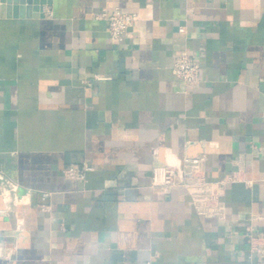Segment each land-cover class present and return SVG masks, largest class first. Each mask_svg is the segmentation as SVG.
<instances>
[{
  "label": "crops",
  "instance_id": "crops-1",
  "mask_svg": "<svg viewBox=\"0 0 264 264\" xmlns=\"http://www.w3.org/2000/svg\"><path fill=\"white\" fill-rule=\"evenodd\" d=\"M35 1L0 4V174L26 200L0 215V264H264V0ZM115 7L139 15L122 39L97 18ZM200 156L211 182L239 174L222 219L195 210L204 186L150 187Z\"/></svg>",
  "mask_w": 264,
  "mask_h": 264
},
{
  "label": "built area",
  "instance_id": "built-area-1",
  "mask_svg": "<svg viewBox=\"0 0 264 264\" xmlns=\"http://www.w3.org/2000/svg\"><path fill=\"white\" fill-rule=\"evenodd\" d=\"M98 19L107 21L109 33L114 39H122L128 34L130 29L137 23L139 15L127 12L120 7H115L112 11L104 8L97 14ZM183 32L184 28L181 27ZM173 74L184 81L188 86L198 82L200 76V63L188 51H180L174 56L172 67ZM93 167L88 162L81 164L73 163L65 168L64 173L67 178L86 180L87 174ZM239 180V174L232 175L226 180L211 182L206 177L205 158H185L177 164L168 163L153 168L150 187L164 193L170 192L177 186L200 185L205 187L206 194L203 198L193 201V206L198 214L208 218L222 219L225 217V202L221 199L223 189L229 182ZM18 186L5 175L0 174V195L6 206L0 208V215H6L11 211L12 205L25 204V196L19 195ZM50 192L42 193L40 207L48 209V199ZM16 221L19 218L13 213ZM250 245L252 253L264 258V237L261 235L251 236Z\"/></svg>",
  "mask_w": 264,
  "mask_h": 264
},
{
  "label": "water",
  "instance_id": "water-1",
  "mask_svg": "<svg viewBox=\"0 0 264 264\" xmlns=\"http://www.w3.org/2000/svg\"><path fill=\"white\" fill-rule=\"evenodd\" d=\"M37 4L41 5V9L43 8V5L46 3H50V0H37L35 1ZM14 3L17 4V0H0V4L2 5V8H6L7 10V17H12L13 16V11H14ZM28 3L31 4L33 3V0H28Z\"/></svg>",
  "mask_w": 264,
  "mask_h": 264
}]
</instances>
